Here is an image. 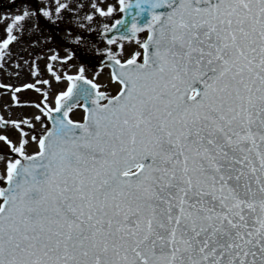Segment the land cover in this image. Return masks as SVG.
Instances as JSON below:
<instances>
[{"label": "snow or ice", "instance_id": "6c2138e0", "mask_svg": "<svg viewBox=\"0 0 264 264\" xmlns=\"http://www.w3.org/2000/svg\"><path fill=\"white\" fill-rule=\"evenodd\" d=\"M11 3L0 264H264V0Z\"/></svg>", "mask_w": 264, "mask_h": 264}, {"label": "rangeland", "instance_id": "374dc122", "mask_svg": "<svg viewBox=\"0 0 264 264\" xmlns=\"http://www.w3.org/2000/svg\"><path fill=\"white\" fill-rule=\"evenodd\" d=\"M18 1V2H17ZM20 0H16V3H19ZM112 2H115V0H112ZM119 7V5L117 4V8ZM13 11H15V8L12 9ZM120 17V12H117L115 14V16L112 18V20H109L108 22L109 23H112L115 21L116 18H119ZM4 28H5V25H0V39L4 38L6 36V33L4 32ZM141 35H144V34H141ZM10 47L12 48L13 52H17V51H20L22 48H23V45L22 44H17V43H13L12 45H10ZM63 54V53H62ZM13 59H15V57H13ZM42 63L44 64L43 61H41V67H43ZM10 69H13V71L15 70V66L14 65H9L8 66ZM73 71H75V69H73ZM3 72V71H2ZM47 75V73H46ZM26 77L25 76H22L19 80L14 76V75H11V77H8V78H4L2 79V81L7 84V83H23L25 81ZM108 79V72L105 71L104 75L101 77V80H107ZM66 86H67V81H63V82H60V83H57L55 81H53V84H52V87L54 89L53 91V95H55V92L56 91H59V90H64L66 89ZM44 87H47V85H45ZM113 87L115 88L116 86L113 85ZM0 90H2L0 92V107H1V111L0 113H3V114H6L9 115V113L4 109V105L5 104H11L12 103V96H11V92L4 89V88H0ZM10 93V94H8ZM23 99H32V100H38L39 99V93L35 92L34 90H22L21 93L19 94ZM50 102H51V98H50ZM18 107H13L12 108V112H11V116L15 117L17 116L18 114L22 113L23 110H17ZM35 109V108H34ZM33 109V110H34ZM36 111V109H35ZM25 113V112H23ZM34 113V112H32ZM30 113V114H32ZM82 113H83V110L82 109H75L74 112L72 113V116L74 119H80L82 117ZM37 128H39V125H37ZM0 131H3V130H0ZM10 136L13 140H17L18 139V134H15V133H12L10 131ZM1 141H0V151H7V146L5 144H2ZM30 148H32L31 150H29L28 148V151L31 152L33 150H36V146L34 148V146H31L29 145ZM3 164L0 163V170H3ZM0 183H3L2 181H0Z\"/></svg>", "mask_w": 264, "mask_h": 264}, {"label": "flooded vegetation", "instance_id": "af4514ba", "mask_svg": "<svg viewBox=\"0 0 264 264\" xmlns=\"http://www.w3.org/2000/svg\"><path fill=\"white\" fill-rule=\"evenodd\" d=\"M0 5H3L4 6V9H9V8L14 9L13 4L11 3V0H0ZM9 65L11 66L13 64L11 62H9ZM11 75H13V74L11 72H9L8 70H3V72L0 71V80H2L4 78L11 77ZM1 91L2 90H0V92ZM8 94H10V93H8ZM0 109H1V107H0ZM4 115H6V114H4ZM0 130H3V128L0 127Z\"/></svg>", "mask_w": 264, "mask_h": 264}, {"label": "bare ground", "instance_id": "6f19581e", "mask_svg": "<svg viewBox=\"0 0 264 264\" xmlns=\"http://www.w3.org/2000/svg\"><path fill=\"white\" fill-rule=\"evenodd\" d=\"M43 65V63H42ZM23 110V112H25L26 114H29L32 113V112H35V109L34 108H17V110ZM34 109V110H33ZM31 146H34L35 148V144H30ZM29 150H31L32 148H30V146H28Z\"/></svg>", "mask_w": 264, "mask_h": 264}, {"label": "water", "instance_id": "95a60500", "mask_svg": "<svg viewBox=\"0 0 264 264\" xmlns=\"http://www.w3.org/2000/svg\"><path fill=\"white\" fill-rule=\"evenodd\" d=\"M122 15H123V13H122Z\"/></svg>", "mask_w": 264, "mask_h": 264}]
</instances>
